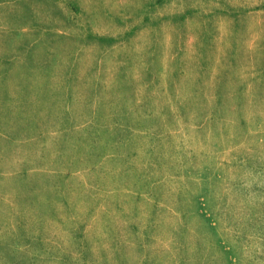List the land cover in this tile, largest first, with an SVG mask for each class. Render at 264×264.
I'll return each instance as SVG.
<instances>
[{
    "label": "rangeland",
    "instance_id": "rangeland-1",
    "mask_svg": "<svg viewBox=\"0 0 264 264\" xmlns=\"http://www.w3.org/2000/svg\"><path fill=\"white\" fill-rule=\"evenodd\" d=\"M0 264H264V0H0Z\"/></svg>",
    "mask_w": 264,
    "mask_h": 264
}]
</instances>
